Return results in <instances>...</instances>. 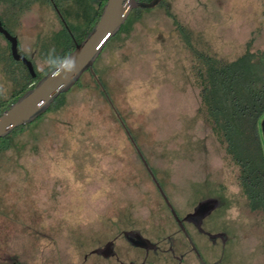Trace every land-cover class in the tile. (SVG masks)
<instances>
[{
	"label": "rangeland",
	"instance_id": "374dc122",
	"mask_svg": "<svg viewBox=\"0 0 264 264\" xmlns=\"http://www.w3.org/2000/svg\"><path fill=\"white\" fill-rule=\"evenodd\" d=\"M56 2L54 11L43 0H0L1 24L40 76L38 60L50 48L61 52L63 25L75 36L84 32L76 1ZM161 2L134 13L92 72L64 92L62 106L0 152V264H102L85 254L118 233L138 229L154 237L171 230L144 163L179 214L199 199H218L212 223L225 227L246 264H264V230L245 218L234 174L202 120L190 71L194 53L181 38L183 29L192 50L226 60L248 42L262 49L264 0ZM9 53L0 35L4 101L30 83Z\"/></svg>",
	"mask_w": 264,
	"mask_h": 264
},
{
	"label": "trees",
	"instance_id": "16d2710c",
	"mask_svg": "<svg viewBox=\"0 0 264 264\" xmlns=\"http://www.w3.org/2000/svg\"><path fill=\"white\" fill-rule=\"evenodd\" d=\"M43 1L48 2L52 8L54 6L56 10H59L56 0ZM75 1V8L80 13L76 15L77 19L83 17L82 21L85 22L84 32L80 36H75L73 28L67 25V29L62 24L63 28L60 35L64 42L58 41L59 46H61L60 54H69L74 49V44L78 43L77 37L79 41L86 37L98 21L106 2V0H96V8H93L90 0ZM137 1L148 2L150 0ZM161 1L157 6L150 9H133L124 22L125 24L109 39L108 43L116 38L121 28L127 24L128 19L134 13L149 11L162 6ZM1 25L5 29L3 24ZM190 37L188 33H183L182 29L181 38L188 49L194 53L190 71L193 86L198 90L199 113L205 126L223 152L224 166L234 174L239 195L243 199L242 207L244 214L247 215L245 218L257 219L264 230V47L255 50L251 48L252 46L248 42L240 55L234 59L226 60L207 53H197L194 48L193 51ZM108 43L105 44L104 48ZM9 60L13 62L10 57ZM17 63L27 72L22 63ZM92 70H86L84 73H90ZM34 72L36 74L34 79L27 73L30 81L28 85L12 92L6 101L0 98V113L23 93L31 89L38 79L46 75L43 73L40 76L35 70ZM91 76L95 81L93 73ZM78 80L74 85L78 83ZM95 83L100 86L99 81H95ZM63 94L54 99L49 108L32 122L37 121L45 113L61 107ZM28 125L17 127L7 136L0 138V152L9 149L13 138Z\"/></svg>",
	"mask_w": 264,
	"mask_h": 264
},
{
	"label": "flooded vegetation",
	"instance_id": "af4514ba",
	"mask_svg": "<svg viewBox=\"0 0 264 264\" xmlns=\"http://www.w3.org/2000/svg\"><path fill=\"white\" fill-rule=\"evenodd\" d=\"M156 189L162 197L161 188ZM161 199L170 217L171 230L161 231L154 237L144 236L138 229L123 231L85 257L94 256L106 264H246L225 227L212 223L213 213L220 208L218 199H199L190 212L183 214L174 211L163 197ZM213 199L215 207L210 210L204 207L196 212L202 203Z\"/></svg>",
	"mask_w": 264,
	"mask_h": 264
},
{
	"label": "water",
	"instance_id": "95a60500",
	"mask_svg": "<svg viewBox=\"0 0 264 264\" xmlns=\"http://www.w3.org/2000/svg\"><path fill=\"white\" fill-rule=\"evenodd\" d=\"M159 2L160 0H150L148 2H139L137 0H106L96 24L86 35L84 40L74 44V49L69 53V55H75L77 58L79 71L63 81L52 80L47 75L38 79L31 89L23 93L15 102L11 103L7 109L0 113V138L7 136L17 127L30 124L49 108L54 99L73 86L82 73L86 70L91 71L95 59L102 51L105 44L108 43L109 39L123 24H125L124 22L133 9H150L157 6ZM0 35H2L9 44L11 58L16 62L22 63L30 77L33 79L36 78L30 59H27L18 52L16 37L12 36L4 29L1 22ZM143 165L150 174L155 186L160 189V186L155 180L156 178L153 177L147 165L145 163ZM161 195L168 204L164 194L162 193ZM215 205V199L208 200L202 203L196 212L200 209L203 210L204 207L210 210L215 207ZM171 211L173 215H175L173 210ZM108 251L109 250H107V252ZM96 253L100 254L103 253V251H97Z\"/></svg>",
	"mask_w": 264,
	"mask_h": 264
},
{
	"label": "clouds",
	"instance_id": "9594fccd",
	"mask_svg": "<svg viewBox=\"0 0 264 264\" xmlns=\"http://www.w3.org/2000/svg\"><path fill=\"white\" fill-rule=\"evenodd\" d=\"M31 52L32 49H26ZM37 70L45 73L52 80H66L79 71L75 55L60 54L55 47L50 48L37 62ZM235 212V209H233ZM238 215V213H236Z\"/></svg>",
	"mask_w": 264,
	"mask_h": 264
}]
</instances>
